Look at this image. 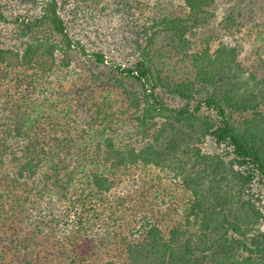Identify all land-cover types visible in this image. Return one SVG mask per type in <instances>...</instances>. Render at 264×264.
Returning a JSON list of instances; mask_svg holds the SVG:
<instances>
[{
  "label": "trees",
  "instance_id": "obj_1",
  "mask_svg": "<svg viewBox=\"0 0 264 264\" xmlns=\"http://www.w3.org/2000/svg\"><path fill=\"white\" fill-rule=\"evenodd\" d=\"M182 2L184 18L163 0H0L15 29L0 28V264H264V76L210 37L193 52L216 0ZM114 11L137 33L130 66L69 30ZM161 32L191 78L154 73ZM107 70L140 86L124 88L139 143L104 97L82 94Z\"/></svg>",
  "mask_w": 264,
  "mask_h": 264
},
{
  "label": "rangeland",
  "instance_id": "obj_2",
  "mask_svg": "<svg viewBox=\"0 0 264 264\" xmlns=\"http://www.w3.org/2000/svg\"><path fill=\"white\" fill-rule=\"evenodd\" d=\"M12 1V0H10ZM167 5L164 14L171 16L186 17L187 10L182 0H163ZM213 15L208 17L203 25L189 33L193 42V52L204 48L205 41L210 37L212 47L223 42L230 46H235L238 62L246 73H254L257 78L264 76V39L257 40L258 33L264 36V0H216V3L209 9ZM238 11H241L239 14ZM94 13V12H93ZM96 14L90 19L89 14H80L78 19L69 22V30L74 39H79L89 50L102 51L107 60H117L123 66H130L138 56V49L135 47L137 33L130 25L128 20L118 12ZM233 14L234 20L225 26L228 21L226 16ZM75 22V23H74ZM0 28L8 33H14L15 29L10 25L0 24ZM155 45L150 47L149 56L157 66L154 73H158L163 79L181 80L191 78L192 65L190 58L184 57L180 52L172 47L170 41L164 38V33L158 35ZM110 62V61H109ZM106 70L105 67H101ZM105 82L96 81L87 84L82 94L86 92H95L97 100L104 97L102 102L113 108L117 121L114 126L119 133L124 134V141L139 143L138 136L132 130L135 123V114L133 108H130L124 96V88L136 91L140 88L137 81L133 79H122V87L118 84L107 82L110 75H117L115 71L107 70L105 72ZM103 81V80H102ZM106 90H110L107 94ZM159 95L164 102L170 106H179L181 100L158 88ZM105 95L103 96V94ZM79 115L83 112L78 111ZM47 248V247H44ZM49 250V248H47ZM52 252L55 249L52 248ZM57 254V253H56ZM52 258V256H48Z\"/></svg>",
  "mask_w": 264,
  "mask_h": 264
}]
</instances>
